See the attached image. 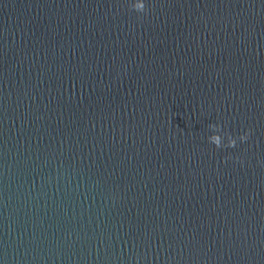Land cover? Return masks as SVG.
Instances as JSON below:
<instances>
[{"label": "water", "instance_id": "obj_1", "mask_svg": "<svg viewBox=\"0 0 264 264\" xmlns=\"http://www.w3.org/2000/svg\"><path fill=\"white\" fill-rule=\"evenodd\" d=\"M0 264H264V0H0Z\"/></svg>", "mask_w": 264, "mask_h": 264}, {"label": "clouds", "instance_id": "obj_2", "mask_svg": "<svg viewBox=\"0 0 264 264\" xmlns=\"http://www.w3.org/2000/svg\"><path fill=\"white\" fill-rule=\"evenodd\" d=\"M140 7H141V10H142L143 5H141ZM249 135H250V130L245 131L243 133V135L240 137L241 142L247 141L248 138H249ZM212 142L217 148H220L219 138H213ZM236 145L237 144H236L235 140H232V141L229 142L228 148H234V147H236Z\"/></svg>", "mask_w": 264, "mask_h": 264}]
</instances>
